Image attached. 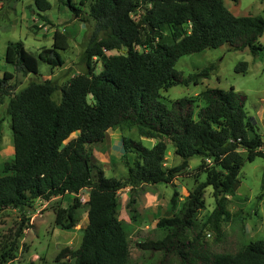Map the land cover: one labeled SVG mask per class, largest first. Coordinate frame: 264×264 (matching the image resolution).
<instances>
[{
  "label": "trees",
  "instance_id": "obj_1",
  "mask_svg": "<svg viewBox=\"0 0 264 264\" xmlns=\"http://www.w3.org/2000/svg\"><path fill=\"white\" fill-rule=\"evenodd\" d=\"M4 1L9 0H0ZM34 5L40 12L51 8L48 0H34ZM64 5L77 17L88 5L94 21L83 53L88 75L75 76L61 87L45 79L31 81L12 95L3 93L10 97L13 158L0 169V210L21 209L35 199L48 201L88 189L81 243L75 250L62 249L56 260L128 264L131 229L118 216V192L130 187L125 210L130 212L129 221L139 224L133 191L140 185L171 184L188 168V160L198 156L194 171L204 180L182 202L174 191L168 204L170 216L155 223L158 236L136 247L152 259L161 255L153 264H167L170 259L175 264H264V240L250 241L234 253H215L206 240L207 231L214 233V242L220 240L221 223L230 217L228 197L235 194L244 163L264 159V140L245 108L246 96L233 86L204 88L195 96L167 103L161 94L174 86L197 85V77L207 78L214 70L210 66L184 77L175 69L184 55L223 45L257 55L263 50L259 39L264 36V18L236 16L221 0H79V8L66 0ZM68 47L67 35L55 30L51 47L36 56L22 42H9L4 61L16 73L37 75V60L50 68L60 67L64 62L59 52ZM119 50L125 54L108 55ZM96 63L101 65L97 74ZM247 68V62L241 61L235 71L245 73ZM12 77L5 71L0 89ZM58 89L61 98L55 102L52 95ZM115 129H135L139 137L154 141L147 148L122 136L121 159L127 170L123 180L106 178L101 169L92 173L89 147L103 144L107 132ZM168 143L181 158L179 165L165 166ZM114 159L111 156L112 163ZM207 187L212 189L215 207L203 221L199 216L205 209ZM260 190L264 196V172ZM78 206L76 202L66 211L58 210L56 225L74 228ZM10 250L0 255V264L12 259Z\"/></svg>",
  "mask_w": 264,
  "mask_h": 264
},
{
  "label": "rangeland",
  "instance_id": "obj_2",
  "mask_svg": "<svg viewBox=\"0 0 264 264\" xmlns=\"http://www.w3.org/2000/svg\"><path fill=\"white\" fill-rule=\"evenodd\" d=\"M50 10L40 12L34 5V0H9L0 2V81L7 71L13 76L5 81L0 89V169L5 161L13 158L11 120L7 113L9 95L18 92L31 81L40 82L50 79L61 87L70 79L78 75H88L84 65V49L87 38L93 32L94 21L88 15V5L81 7V14L77 17L67 6L66 0H48ZM224 6L236 16H261L264 18V0H221ZM79 0H71L78 6ZM138 17V15H136ZM135 18V17H134ZM55 30L65 33L69 47L59 52L63 65L50 68L46 63L37 60L38 74H21L14 71V67L4 61L6 46L9 42H22L25 49L35 56L42 48L52 45V35ZM263 47L253 56L248 49L242 51L229 50L227 45L216 49H205L199 53H192L180 57L175 63V69L184 77L197 75L204 69L214 66L209 76L197 77L198 84L174 86L162 91L164 101L180 97L195 96L204 88L228 89L233 86L236 91L246 96L245 108L254 121L257 131L264 140V36L259 39ZM125 54V50L111 51L108 55ZM245 61L248 64L245 73H236L235 67ZM101 69L95 64L94 73ZM7 92L9 95L4 96ZM61 98L58 89L52 95L55 102ZM75 136V134L73 135ZM129 137L143 146L150 148L153 140L141 138L135 129L111 130L106 134L103 144L91 145L92 173L95 175L101 169L106 178L123 180L126 178V168L123 165L121 138ZM153 141V142H151ZM106 151L102 152L101 148ZM173 146L168 143L165 153V166L173 167L181 163V158L174 154ZM111 156L117 160L112 163ZM114 159V160H115ZM200 163V157L193 156L188 160V168L177 175L171 184L140 185L132 193L135 199L136 215L139 224L131 223L130 212L125 210L129 200L130 187L122 188L117 195L118 216L129 225L130 260L128 264H153L160 259L157 254L149 258L148 253L139 250L136 244L147 238L157 237L154 231L159 217H168V204L174 191L182 202L183 198L204 180V176L197 177L194 171ZM264 172V159L255 158L252 162H245L238 176L239 185L233 196L228 197L227 209L229 220L221 223L222 233L219 242H214V233L206 232V240L215 253H234L250 241L264 240V196L261 195L260 184ZM1 174V172H0ZM88 189L78 194H65L51 198L48 201L35 199L28 206L6 208L0 210V255L11 252L12 259L6 264H72L70 260H56L57 254L64 248L75 250L79 247L85 227L87 225ZM76 202L79 206L74 210L77 224L70 230H63L56 225L58 210L66 211ZM205 209L199 218L203 221L215 207V199L210 187L204 190ZM64 218L66 214H63ZM67 223V219L64 220ZM167 264H175L173 259Z\"/></svg>",
  "mask_w": 264,
  "mask_h": 264
},
{
  "label": "water",
  "instance_id": "obj_3",
  "mask_svg": "<svg viewBox=\"0 0 264 264\" xmlns=\"http://www.w3.org/2000/svg\"><path fill=\"white\" fill-rule=\"evenodd\" d=\"M150 33L152 34V31L150 30Z\"/></svg>",
  "mask_w": 264,
  "mask_h": 264
},
{
  "label": "crops",
  "instance_id": "obj_4",
  "mask_svg": "<svg viewBox=\"0 0 264 264\" xmlns=\"http://www.w3.org/2000/svg\"><path fill=\"white\" fill-rule=\"evenodd\" d=\"M151 142H153V141H151ZM152 145H153V143H152ZM152 145H151V146H152Z\"/></svg>",
  "mask_w": 264,
  "mask_h": 264
}]
</instances>
